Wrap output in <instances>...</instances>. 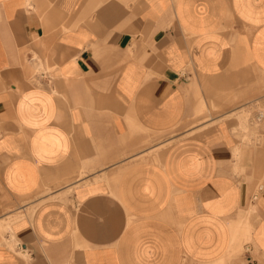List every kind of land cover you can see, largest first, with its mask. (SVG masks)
<instances>
[{"label":"crops","instance_id":"1","mask_svg":"<svg viewBox=\"0 0 264 264\" xmlns=\"http://www.w3.org/2000/svg\"><path fill=\"white\" fill-rule=\"evenodd\" d=\"M253 71L264 0H0V264H264Z\"/></svg>","mask_w":264,"mask_h":264},{"label":"rangeland","instance_id":"2","mask_svg":"<svg viewBox=\"0 0 264 264\" xmlns=\"http://www.w3.org/2000/svg\"><path fill=\"white\" fill-rule=\"evenodd\" d=\"M253 78L257 86L253 88L252 98L248 100L249 103L237 105L241 113L233 118L238 124L236 130L238 138L264 149V74L253 71ZM253 154L255 166L259 163L262 167V178L264 177V151ZM261 182L262 180H260ZM21 217V214H17L9 222L13 223ZM3 229L6 230V228ZM240 253L243 254L244 251L240 250Z\"/></svg>","mask_w":264,"mask_h":264}]
</instances>
